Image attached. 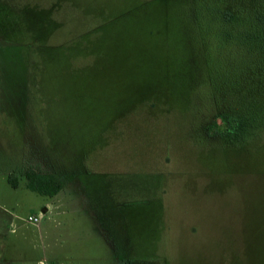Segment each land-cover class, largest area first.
Masks as SVG:
<instances>
[{"label":"rangeland","instance_id":"rangeland-1","mask_svg":"<svg viewBox=\"0 0 264 264\" xmlns=\"http://www.w3.org/2000/svg\"><path fill=\"white\" fill-rule=\"evenodd\" d=\"M254 7L0 0V264H264V129L210 128L264 55Z\"/></svg>","mask_w":264,"mask_h":264},{"label":"trees","instance_id":"trees-1","mask_svg":"<svg viewBox=\"0 0 264 264\" xmlns=\"http://www.w3.org/2000/svg\"><path fill=\"white\" fill-rule=\"evenodd\" d=\"M245 7L246 5H244L243 10H241L243 14ZM261 10L262 9L258 7L250 8L248 14H251L253 17L249 24L252 26L253 31H256L257 38L262 39L264 45V11ZM229 17H231V15H229ZM225 20H227V18H225ZM229 21L231 20L229 19L226 22ZM261 59V63L248 65L242 68L241 72L243 76H241V78L238 79L236 75L234 79L228 80L232 83L227 87V92H224V94L227 96H236L235 100L232 98L234 103L231 104L237 106L233 107V109H225V112L221 115V122L215 124L211 123L210 126V128H214L212 134L217 136L222 134L227 144H231L236 140L242 141L243 138L248 136L252 131L255 133L253 136L257 138L260 132L259 130L264 129V115L262 114L264 113V108L260 103L261 100L264 99V55L261 56ZM210 68L212 67L207 68V73L209 74L207 78L209 79L211 78ZM223 76L227 79L230 78L229 75ZM247 76H249L250 81L245 79ZM212 80L210 79V81ZM248 92L253 94V96H245ZM224 94L222 95L225 96ZM261 115H263V118ZM23 176L24 185L27 189L44 196L55 195L64 185L62 178L56 174H43L37 172L33 168L26 169ZM7 181L12 187H16L17 180L12 174L8 175Z\"/></svg>","mask_w":264,"mask_h":264},{"label":"built area","instance_id":"built-area-1","mask_svg":"<svg viewBox=\"0 0 264 264\" xmlns=\"http://www.w3.org/2000/svg\"><path fill=\"white\" fill-rule=\"evenodd\" d=\"M40 218H41V216L29 215V216H27V221L36 225V224H38Z\"/></svg>","mask_w":264,"mask_h":264}]
</instances>
